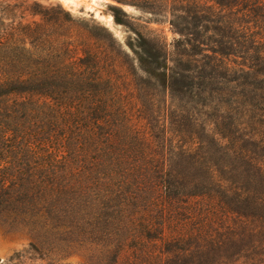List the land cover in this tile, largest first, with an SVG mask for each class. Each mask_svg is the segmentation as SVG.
<instances>
[{"label": "trees", "instance_id": "16d2710c", "mask_svg": "<svg viewBox=\"0 0 264 264\" xmlns=\"http://www.w3.org/2000/svg\"><path fill=\"white\" fill-rule=\"evenodd\" d=\"M118 1L176 57L67 11L0 32V224L91 264H264V0Z\"/></svg>", "mask_w": 264, "mask_h": 264}, {"label": "rangeland", "instance_id": "374dc122", "mask_svg": "<svg viewBox=\"0 0 264 264\" xmlns=\"http://www.w3.org/2000/svg\"><path fill=\"white\" fill-rule=\"evenodd\" d=\"M112 5L129 14L130 18H125L127 24L114 20ZM62 11L69 12L75 19L88 20L92 26L107 27L130 53L129 42L135 38L136 32H142L159 39L165 45L169 58L176 57V35L167 15H163L159 22H149L150 14L142 8L118 0H73L72 3H64L63 0H0V32L18 24L41 22L42 13L61 14ZM109 15L112 24L108 23ZM43 243L33 239L27 229H9L0 224V264H91L86 254L76 250L68 253L57 247L47 250L49 243L43 249ZM227 248L229 256L235 253V240ZM242 261H236L234 254L227 264H243Z\"/></svg>", "mask_w": 264, "mask_h": 264}, {"label": "bare ground", "instance_id": "6f19581e", "mask_svg": "<svg viewBox=\"0 0 264 264\" xmlns=\"http://www.w3.org/2000/svg\"><path fill=\"white\" fill-rule=\"evenodd\" d=\"M64 1V3H72V1L73 0H63ZM96 1V0H95ZM108 20H109V24H112V21H111V16L109 15V18H108Z\"/></svg>", "mask_w": 264, "mask_h": 264}]
</instances>
